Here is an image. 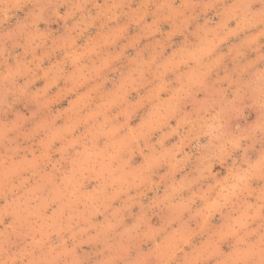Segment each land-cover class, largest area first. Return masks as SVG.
<instances>
[{
	"label": "rangeland",
	"instance_id": "rangeland-1",
	"mask_svg": "<svg viewBox=\"0 0 264 264\" xmlns=\"http://www.w3.org/2000/svg\"><path fill=\"white\" fill-rule=\"evenodd\" d=\"M262 7L4 0L0 264H261Z\"/></svg>",
	"mask_w": 264,
	"mask_h": 264
},
{
	"label": "clouds",
	"instance_id": "clouds-1",
	"mask_svg": "<svg viewBox=\"0 0 264 264\" xmlns=\"http://www.w3.org/2000/svg\"><path fill=\"white\" fill-rule=\"evenodd\" d=\"M3 3H4V0H0V4H3ZM240 3H241L240 15L248 16L249 18H251L252 14L247 11L248 0H240ZM260 3L262 6H264V0H260ZM46 6L47 5H44L42 7H46ZM261 13L262 15H264V7L261 8ZM261 22L264 23V20H262ZM261 85H262V90H264V77H262L261 79ZM191 124H192L193 131H195L197 129V126L200 124V122L196 119H193L191 121ZM193 138H196V137L194 136ZM89 264H93V262L89 261ZM261 264H264V261H261Z\"/></svg>",
	"mask_w": 264,
	"mask_h": 264
}]
</instances>
